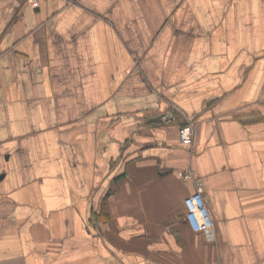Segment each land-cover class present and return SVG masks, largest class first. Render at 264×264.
<instances>
[{
  "label": "crops",
  "instance_id": "1",
  "mask_svg": "<svg viewBox=\"0 0 264 264\" xmlns=\"http://www.w3.org/2000/svg\"><path fill=\"white\" fill-rule=\"evenodd\" d=\"M0 264H264V0H0Z\"/></svg>",
  "mask_w": 264,
  "mask_h": 264
},
{
  "label": "built area",
  "instance_id": "2",
  "mask_svg": "<svg viewBox=\"0 0 264 264\" xmlns=\"http://www.w3.org/2000/svg\"><path fill=\"white\" fill-rule=\"evenodd\" d=\"M66 3H73L76 0H64ZM170 113L167 117H170ZM169 119V118H168ZM179 140L182 143L190 144L193 137V126L191 124H183L178 129ZM184 179H193L189 172L179 174ZM194 180V179H193ZM186 208L185 220L191 229L195 232L209 230L213 227V222L208 214L202 198L201 184L194 180V191L184 199Z\"/></svg>",
  "mask_w": 264,
  "mask_h": 264
},
{
  "label": "trees",
  "instance_id": "3",
  "mask_svg": "<svg viewBox=\"0 0 264 264\" xmlns=\"http://www.w3.org/2000/svg\"><path fill=\"white\" fill-rule=\"evenodd\" d=\"M96 219H99V216H98V217H96Z\"/></svg>",
  "mask_w": 264,
  "mask_h": 264
}]
</instances>
